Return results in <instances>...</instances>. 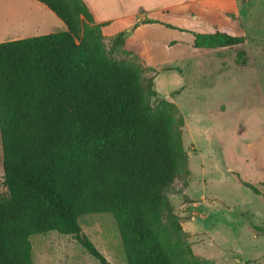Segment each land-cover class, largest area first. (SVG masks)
Wrapping results in <instances>:
<instances>
[{
	"label": "trees",
	"instance_id": "obj_1",
	"mask_svg": "<svg viewBox=\"0 0 264 264\" xmlns=\"http://www.w3.org/2000/svg\"><path fill=\"white\" fill-rule=\"evenodd\" d=\"M36 1L66 30L0 43V264H33L30 238L51 232L111 264L79 223L89 214L113 215L127 264H214L186 258L166 230V192L187 158L171 111L150 105L140 68L110 58L101 32L109 23L86 0ZM193 38L196 52L247 43L217 26Z\"/></svg>",
	"mask_w": 264,
	"mask_h": 264
},
{
	"label": "rangeland",
	"instance_id": "obj_2",
	"mask_svg": "<svg viewBox=\"0 0 264 264\" xmlns=\"http://www.w3.org/2000/svg\"><path fill=\"white\" fill-rule=\"evenodd\" d=\"M86 1L98 23H109L101 32L110 58L140 68L150 105L175 118L187 158L166 192L169 238L193 261L264 264V236L252 230L262 223L254 207L264 215V0ZM216 26L247 38L244 48L226 51L220 70L216 52H196L190 41ZM64 30L36 0H0V43ZM120 35L125 42L116 47ZM242 50L246 61L237 59ZM3 181L0 137V198ZM79 223L111 264H127L113 215L89 214ZM30 241L33 264H100L73 236L51 232Z\"/></svg>",
	"mask_w": 264,
	"mask_h": 264
},
{
	"label": "crops",
	"instance_id": "obj_3",
	"mask_svg": "<svg viewBox=\"0 0 264 264\" xmlns=\"http://www.w3.org/2000/svg\"><path fill=\"white\" fill-rule=\"evenodd\" d=\"M200 1H202V2H204V1H210V0H180V1H178V3H180V4H178V3H176V4H174V5H171V6H164V7H161V8H159V9H162V11L163 10H165V9H167V8H174V7H176V6H178V5H184V4H187V3H194V2H200ZM178 4V5H177ZM144 9L146 10V11H150L151 12V9H150V7L148 6V5H145V7H144ZM192 36V35H191ZM192 39H193V41H194V38H191V40L190 41H192ZM214 52H216L217 53V57H218V63L216 64V65H219L218 67H219V70H220V68H223V69H225L226 68V66H225V63H224V59L226 58V52H221V51H214ZM240 176V175H239ZM245 182V181H244ZM247 183H249V182H247ZM251 184V183H250ZM253 185V184H252ZM263 185V184H262ZM254 187H256L255 185H253ZM257 188V187H256ZM254 211L255 212H252L253 213V216H254V218H257V219H259L262 223L261 224H264V215L258 210V209H256V207H254ZM261 224H257V225H259L260 227L262 226Z\"/></svg>",
	"mask_w": 264,
	"mask_h": 264
}]
</instances>
